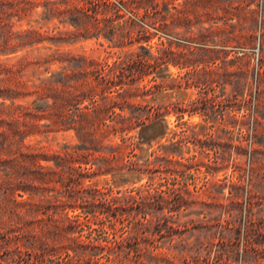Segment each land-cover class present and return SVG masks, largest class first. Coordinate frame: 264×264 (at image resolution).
Segmentation results:
<instances>
[{
    "label": "rangeland",
    "instance_id": "obj_1",
    "mask_svg": "<svg viewBox=\"0 0 264 264\" xmlns=\"http://www.w3.org/2000/svg\"><path fill=\"white\" fill-rule=\"evenodd\" d=\"M47 1L55 0H38L37 12L45 11ZM75 1L89 8L92 14L89 20L75 25L64 21L67 15H57L40 24L33 21L32 27H42L43 40L25 51L32 61L23 69L25 78L35 79L38 77L35 73H42L41 77L50 76L54 72L58 74L60 87L88 85L98 91L106 85L104 78L111 79L114 81L112 87L118 90L113 92L115 99H156L152 104L161 107L162 111L169 104L171 112L166 115L168 133L153 147L157 159L146 168L143 179L134 184L139 186L151 176L153 202L147 199L145 204H141L140 199L123 201L124 190L132 185L120 186L121 191L117 193L102 187L98 190L96 185L88 187L87 184L96 182L103 186L111 180V173L98 175L89 171L80 174L76 171V180L67 176L61 179L56 175L39 190L33 186L29 188L27 181L11 186L0 182V214L4 213L0 219V264H88L84 254L65 258L62 253L58 257V252L52 248L57 245L61 251L69 244H75L67 237L79 235V225L75 222L69 225L66 211L69 215L81 213V220L89 218L88 222L93 225L102 219H111L108 223L113 238L131 239L134 245L140 241L139 247L152 249L161 264H169L174 259L179 264H264V187L259 186L264 185V155L255 154V149L260 153L264 151V146L259 144L264 141V124L255 125L253 116V107L257 103L255 115L261 119L264 117V0H234L230 2L233 6L231 12L221 10L217 18L205 15L196 18L193 11L183 5V0L174 3L168 0ZM37 18L34 15L33 19ZM211 25L222 27L229 41L214 43L196 36L202 26ZM204 47L219 50L220 61L233 60L230 63L233 84L222 80L207 84L202 80L205 77L203 71L189 83L173 81L187 71L185 65L190 59H199L197 54ZM159 49H164L161 54L165 62L157 66L151 61L143 68L149 74L138 78L135 73L140 56L147 58L149 52L160 55ZM53 52L58 53L56 60L35 62L38 56ZM132 54H136V64L128 60ZM238 82L239 99H249L245 117L242 116L244 110H239L236 116L230 115L234 111L229 112L228 102L224 100L234 99L230 93ZM145 83L154 85L149 93L132 94L138 85ZM128 87L133 90H124ZM213 89L218 96L209 103L213 109L211 118L188 111L184 112L183 118L177 116L182 106L179 101L206 99L213 94ZM35 98L36 95L32 94L15 101L27 104ZM2 100L0 98V102ZM6 101L7 104L11 102ZM89 103L85 100L80 105L83 107ZM254 126H258V132ZM44 130L47 127L43 126L41 133L27 137L26 142L50 151L60 149L63 153H73L81 161L89 158L84 152L78 155L75 149L65 147L81 143L75 130L43 133ZM113 139L119 140L118 137ZM91 143L88 145L93 149L95 144ZM179 154L189 159L182 164L166 160L168 155ZM194 173L197 180L189 178ZM3 187L13 189L16 194L10 189L5 197ZM26 197H32L35 202V214L31 220L23 228L6 225L14 221L10 213L16 206L14 199ZM220 204L228 209L224 217L232 218L229 220L232 230L220 232L219 225L213 239L208 229H215L222 220L220 215L224 210ZM19 205L25 211L28 208L24 203ZM146 217L152 222V234L146 229L147 225H141L147 223ZM128 221H132L137 229L122 228V222L127 225ZM46 223L51 227L59 224L58 238L56 242L50 240L48 246L34 247L30 243L33 227L37 229ZM223 223L227 224L226 221ZM167 224L173 225L174 229ZM84 229L87 234V226ZM20 235L19 240L8 239ZM153 241L159 244L158 248L152 245ZM113 257L118 259V256ZM126 264L151 263L147 258L139 257Z\"/></svg>",
    "mask_w": 264,
    "mask_h": 264
},
{
    "label": "trees",
    "instance_id": "obj_2",
    "mask_svg": "<svg viewBox=\"0 0 264 264\" xmlns=\"http://www.w3.org/2000/svg\"><path fill=\"white\" fill-rule=\"evenodd\" d=\"M168 1L174 3L176 0ZM232 1L234 0H183V5L190 8L196 18H201L204 15L217 18L220 17L221 10L231 12L233 8L231 6ZM38 6V0H0V98L3 99L0 102V182H5L6 185L11 186L27 181L29 188L33 186L36 190H39L44 188L43 184H47L56 175L61 179L67 176L76 180V171L80 174L89 171L98 175L111 173V180H108L103 186L96 182L87 184L88 187L96 185L98 190L99 187H102L108 189L111 193H117L121 191L120 186L132 185L124 190L123 201L129 202L132 199L136 201L140 199L141 204H145L144 200L147 199L153 202L151 200L153 198V180L151 176L139 186L134 184L143 179L146 168L151 167L154 160L157 159L156 150L153 147L155 142L168 133L169 127L166 115L171 112L170 105H165L164 108L166 109L162 111L161 107H155L152 104L156 99H115L113 92L118 90H114V87H112L114 81L111 79L104 78L103 81L106 82V85L98 91L97 88L88 85L60 87L58 85L60 82L57 77L58 74L54 72L50 76L41 77L42 73L39 75L35 73L34 75L38 76L35 79L25 78L23 69L27 64L32 63L25 51L43 40L41 39L43 36L42 27H32L33 21L40 24L44 19L50 20V18L53 19L57 15H67V19H63L65 22L79 25L82 21L89 20L92 17L89 8L79 5L75 0L47 1L44 4L45 11L42 13L37 12L36 8ZM165 6L168 7V4L166 3ZM34 15H37L38 18L33 19ZM24 24L28 26H24ZM196 36L203 40L210 39L214 43L229 41V37L225 35V30L217 25L202 26ZM162 51L164 52V49H159L160 55L149 52L147 58L140 56L137 64L136 59H134L136 54L131 55L128 60L136 64L135 74L138 78L142 79L149 74L143 68L146 64L149 65L151 61L156 63L157 66L165 62L163 61ZM219 53V50L215 48H202L197 54L199 59H190L189 63L185 65L187 71L173 78V81L175 83H182L183 81L189 83V80L203 71L205 77L202 80L207 84H212L218 80L233 84L230 68V63L233 60L220 61ZM56 54L58 53L53 52L38 56L35 62H51L56 60ZM14 59H16L15 62H10ZM47 70V72H50V67H47ZM239 84V82L236 83L233 86L232 93H230V97H234V99L224 100L228 102L229 112L234 111L230 115L236 116L239 110H244L242 116L245 117L248 112L249 99H239ZM153 87V84L148 83L138 85L132 94L149 93ZM124 90L131 92L133 88L128 87ZM214 90L213 94L206 99L200 97L179 101L178 103L182 104L179 109L181 114L177 113V116L183 118L184 112L188 111L190 114L200 113L208 119L211 118L213 109L210 108L209 103L213 100V97L218 96ZM32 94H35L36 98L31 103L25 104L15 101V99ZM7 99L11 101L9 104H7ZM85 100H89L90 103L81 107L80 104ZM74 107L76 111L73 110ZM257 110V103H255L253 107L254 123L260 126L264 124V117L263 119L257 117L255 115ZM43 120L47 122L42 123ZM43 126L47 127V130H44L43 133L75 130L81 143L66 145L65 147L75 149L74 151L78 155H82L84 152L89 158L86 161H81L73 153H63L60 149L50 151L44 146L26 142L27 137L41 133V127ZM258 126H254L255 132H258ZM113 137H118L119 140H114ZM97 139L99 142H95ZM88 142H92V145L95 144L93 149L88 145ZM259 144L264 146V141L259 142ZM181 145L179 144V146ZM96 152L102 154L97 155ZM255 154L261 156V154L264 155V151L260 153L258 149H255ZM92 156L94 157L93 162ZM171 157L168 155L166 160L180 164L185 159H189L181 154ZM260 175L261 172L259 171L258 176L260 177ZM197 177L195 173L189 176L192 180H197ZM262 182H264V172ZM83 183L84 181H82ZM259 186L264 187L262 184ZM10 189L3 187L2 193L5 197H7ZM23 190L28 191V189ZM13 192L15 195L16 191L13 190ZM20 196H23V194H20ZM162 199L165 200V197L162 196ZM14 200L16 206L10 210V213L15 222L11 221L6 225L14 224L23 228L31 220L30 217L35 214V202L32 197H26L23 200L15 198ZM22 203L28 205L26 211L21 209L19 204ZM148 204L151 205L152 203ZM219 206L224 210L220 215L222 220L218 222L215 229H208L213 239L216 232H218L219 225L220 232L232 230L229 221L232 218L224 217L228 209L225 210L223 204ZM73 208V211H76V207L73 206ZM3 217L4 213L0 214V219ZM65 217L69 225L72 222L79 225V235L67 237L75 244H69L61 251L57 245L52 247L58 252V257H61L62 253L65 254V258H73L77 254H84L87 256L86 262L88 264H126L128 261H135L140 257L147 258L151 264L154 262L161 264L152 249L145 247L144 250L139 247L140 241L137 242L138 245H134L131 239L113 238V233L110 231L111 225L108 223L111 219H102V222H96V225H93L88 222L89 218L86 221L81 220V213L78 212L69 215V212L66 211ZM16 219L20 221L17 222ZM223 221H226L227 224L225 225ZM141 225H147L146 229L149 233L154 232L151 228L152 222L149 219L147 223L144 222ZM84 226H87V234L84 233ZM124 226H127L129 230L137 229L132 221H128L127 225L122 222V228ZM168 226L174 229L173 225ZM64 227L65 224L63 229ZM33 231V240L30 243L34 247L38 245L48 246L50 240L56 242L59 235V224L57 223L54 227H51L46 223L37 229L33 227ZM20 237L21 235L19 237L9 236L8 239L13 241L19 240ZM8 239H6L7 242ZM152 245L156 248L159 247V244L155 241L152 242ZM114 255L118 256V261L113 257ZM169 264L179 263L177 259H174Z\"/></svg>",
    "mask_w": 264,
    "mask_h": 264
}]
</instances>
